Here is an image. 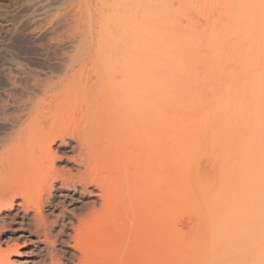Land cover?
Instances as JSON below:
<instances>
[{
	"label": "bare ground",
	"instance_id": "bare-ground-1",
	"mask_svg": "<svg viewBox=\"0 0 264 264\" xmlns=\"http://www.w3.org/2000/svg\"><path fill=\"white\" fill-rule=\"evenodd\" d=\"M93 1L137 50L69 53L0 113V233L55 236L51 264H264V0Z\"/></svg>",
	"mask_w": 264,
	"mask_h": 264
},
{
	"label": "rangeland",
	"instance_id": "rangeland-1",
	"mask_svg": "<svg viewBox=\"0 0 264 264\" xmlns=\"http://www.w3.org/2000/svg\"><path fill=\"white\" fill-rule=\"evenodd\" d=\"M81 1L0 0V113L3 112V109L6 112L12 111L11 109L14 108L11 107L14 101L24 99L29 93L35 92L36 87L33 83L36 76L40 80L50 79L52 82H57L63 78L66 74L64 65L68 63L66 60L69 53L73 54L77 51L87 57L90 54L94 56L106 44H109L112 50H137L138 44L133 42L132 48V39L130 42L127 36L123 35V31L126 33L127 30L129 34V28L126 27L130 24L129 22L128 25L122 27L124 30L122 28L119 30L116 27L117 30L114 23H110L111 20H108L109 23H107L109 15L110 19L113 20L112 16L124 12L119 10L121 7L117 8L120 13L116 12L117 14L113 15L110 14L112 6H108V4L103 6L93 0L92 2ZM127 12L129 14V11ZM130 37L132 38L129 35ZM115 38L118 41L124 39L116 44L114 43L117 41ZM86 63L87 61L83 62V64ZM94 69L96 68L91 65L83 67L76 75L77 80L86 81L94 74ZM24 73L26 74L24 75ZM20 150L18 146L14 147L7 159L13 160L17 155H24L25 152ZM21 158L24 159V156ZM64 165L58 164L59 167ZM208 166L209 164L206 166L207 169ZM77 196L71 193L63 194L58 199V204L50 209L52 221L56 218L62 221L67 210H72L71 207L76 205ZM65 208L68 209L65 210ZM4 215L6 214L4 213L2 216ZM186 216H180V220L184 221L185 218H190ZM9 222L10 219L7 218L6 223L10 224L7 227L8 233L1 232L0 241L5 249L18 246L17 252L12 255L14 264H51V258L57 255L58 250L64 249L65 244L52 243V241H56L55 236H51L52 241L49 242L43 234L36 232L33 227L26 224L22 227L18 221ZM1 223L0 230H3ZM58 229L60 228L58 227ZM65 230L66 232H63L64 238H67L69 233L70 235L73 234L70 228L66 227ZM57 232L55 231L53 235Z\"/></svg>",
	"mask_w": 264,
	"mask_h": 264
}]
</instances>
